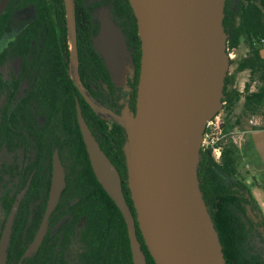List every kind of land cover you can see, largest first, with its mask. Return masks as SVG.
Instances as JSON below:
<instances>
[{
	"label": "water",
	"instance_id": "water-1",
	"mask_svg": "<svg viewBox=\"0 0 264 264\" xmlns=\"http://www.w3.org/2000/svg\"><path fill=\"white\" fill-rule=\"evenodd\" d=\"M63 1L70 59H76L75 0ZM5 2L1 1L0 11ZM128 2L136 18L141 58L136 109L124 112L121 123L127 135L123 150L136 220L125 199L120 173L91 133L77 101V121L92 170L124 218L133 264H146L135 221L155 264H226L197 175L200 143L207 122L221 109L229 66L225 0ZM98 20L94 46L114 83L121 85L128 53L123 33L107 8L98 10ZM75 74L78 78L77 70ZM65 184L64 167L55 149L46 209L22 257L41 242ZM22 193L2 231L0 264H6Z\"/></svg>",
	"mask_w": 264,
	"mask_h": 264
},
{
	"label": "flooded vegetation",
	"instance_id": "flooded-vegetation-1",
	"mask_svg": "<svg viewBox=\"0 0 264 264\" xmlns=\"http://www.w3.org/2000/svg\"><path fill=\"white\" fill-rule=\"evenodd\" d=\"M114 1L75 0L76 70L79 85L70 74V38H68L63 0L64 14L59 11L58 0H6L0 11V239L12 205L17 200L18 194L23 191L11 227L6 264H96V230L90 226L87 212L79 210L73 212L72 207H80L82 210L87 208L83 204H75L77 197L70 196L69 189L65 192L66 184L49 216L46 231L38 247L29 255L22 256L33 242L43 218L51 184V175L48 180L47 166L50 162L52 171V155L55 149L58 151V148H54L50 158L41 154L39 146L42 144L39 145L34 134L35 130L41 129L44 130V137L49 129L47 113L49 108L47 105L44 106L45 102L48 104V97L47 91L42 87L46 80L62 79L63 65L66 61L67 76L77 85L80 95L85 100V96L89 98L88 93L99 99L98 102L102 106L86 101L93 105L95 112L100 110L104 117L96 113L109 126L119 125L122 128L124 112H135L139 71L136 72L133 48L125 30V22L113 10ZM102 7L109 10L112 20L120 27L126 43L128 52L124 57L126 71L121 85L114 83L103 57L94 46V37L99 28L98 10ZM80 9L89 16L87 21L91 27L90 48L93 53L91 61L96 67L94 71H90V74L85 75L82 69L86 61L83 51L79 49L77 37ZM62 22L67 31V59L64 54ZM98 74L113 82L115 93L106 90V84L100 85L101 90L95 87L94 81ZM84 80L88 81L89 91L84 86ZM98 81H102V78L96 79V82ZM109 96L113 98L115 96V101L112 98L109 101ZM74 97L77 102L76 93ZM53 125L52 121L51 126ZM46 140L43 139L42 143ZM62 158L67 161L63 155ZM40 164H43L39 173L40 178L33 185V178ZM64 172L66 183L68 170L64 168ZM125 183L128 187L127 178ZM128 199L131 200L135 212L130 190ZM260 211L263 216L261 208ZM133 216L136 220V213ZM260 219L264 224V218L260 217ZM135 226L137 230V221ZM139 242L142 248L144 240ZM113 246L115 252L113 261L110 259L109 264L127 263L120 253L118 242ZM69 258L72 259V263Z\"/></svg>",
	"mask_w": 264,
	"mask_h": 264
},
{
	"label": "trees",
	"instance_id": "trees-1",
	"mask_svg": "<svg viewBox=\"0 0 264 264\" xmlns=\"http://www.w3.org/2000/svg\"><path fill=\"white\" fill-rule=\"evenodd\" d=\"M58 1L59 11L61 10L64 14L62 0ZM113 10L125 22V30L133 48L136 72H138L141 47L133 10L128 0H115ZM78 16H80L77 34L78 46L83 51L82 54L86 61L82 69L85 75L90 74V71H94L96 67L91 61L93 53L92 48H90L91 27L87 21L89 16L85 15L82 9L79 10ZM62 24L64 54L67 59V31L64 22ZM223 26L227 33L226 47L228 50L238 48L242 42L247 48L246 54L237 63L236 71H249V80L244 84L242 93L232 87L234 75L227 72L223 87V109L227 111L226 113H231L243 97L241 114L248 112L255 115L264 102V58L260 54L261 49L264 48V0H225ZM99 77L102 78V81L96 82ZM107 77L109 76L107 75ZM60 79L52 81L48 78L42 86L44 91H47L48 97V104L45 102L44 106L47 105L49 108L47 111L49 129L44 137V130L37 129L34 131L39 145L42 144L39 146V152L50 158L54 148H58L62 164L68 170L65 192L69 189L70 196L77 197L75 204H83L87 208L82 210L80 207H72V210L73 212L78 210L87 212L90 226L96 230V264H109V260H112L115 252L113 246L115 242H118L120 253L124 260H127L125 264H132L124 218L92 170L77 122L75 93L78 96L82 115L92 134L120 173L123 181V193L133 215H135L132 202L128 199L129 188L125 183L127 178L123 150L127 138L125 128L124 126L121 128L119 125L109 126L94 111L93 105L87 103L80 95L81 92L77 85L71 82L67 76L66 61L63 65V77ZM96 79L94 84L98 90L102 88L100 85L106 84L107 88L105 89L115 93L114 84L111 80L103 78L99 74ZM253 82L257 83L255 90L250 89ZM83 83L89 91L88 81L84 80ZM88 96L94 105H101L96 96L91 93H88ZM111 98L115 101L116 97L109 96L108 100L110 101ZM132 98L134 106L135 93ZM239 118L241 117L237 116L235 119L237 124H239L237 121ZM52 121L53 126H51ZM222 127L225 132H229L233 131L236 124L230 123L226 118ZM43 139H47L45 143H42ZM222 142V156L218 162L211 157L208 150H200L197 175L204 201L219 235L225 263L264 264V224L260 219V217L264 218V215L261 214L260 206L252 195L250 186L245 183V176L248 173L245 171L244 174L241 173L240 167L243 162L239 155L237 143L233 141L230 135L226 136ZM62 155L66 157L67 161H64ZM41 165L43 164H40L33 178V185L40 178ZM47 172L49 180L51 175L50 162L47 166ZM136 231L139 240L143 242L138 227ZM141 249L145 254L146 264H155L144 242Z\"/></svg>",
	"mask_w": 264,
	"mask_h": 264
},
{
	"label": "rangeland",
	"instance_id": "rangeland-1",
	"mask_svg": "<svg viewBox=\"0 0 264 264\" xmlns=\"http://www.w3.org/2000/svg\"><path fill=\"white\" fill-rule=\"evenodd\" d=\"M68 38H69V34H68ZM246 51H247V48L243 42L240 43L238 48L229 49L227 51V52H231V56L228 55L229 66H228L227 72H229V74L234 75L232 87L241 93L244 90V84L249 80V71L248 70L236 71V66H237L238 61L246 54ZM256 85H257V83L253 82L251 84L250 89L255 90ZM242 104H243V97H241L240 101L235 105V107L232 109L231 113L228 114V113H226L227 111L225 109H223V103H222L221 109L219 110L218 113H219V117L221 118L223 123L226 120V118L229 120L230 123H233V124L235 123L236 127L233 128V131H235V132L237 131L238 133H240V131H242V129L249 128L251 126H257V127L258 126H264V102L261 104V107H259V109H258L259 110L258 113L255 115L248 113V112H247V114H241ZM96 112L99 115H102L104 117V115L100 112V110H96ZM237 116L241 117L237 120V121H239V124H237L235 122V119L237 118ZM257 117H259L260 120L257 121L256 120ZM250 119L253 121L252 123L249 122ZM243 153L246 155V158H247L248 157L247 151L245 150ZM250 164H253V163H250ZM69 166H68V168H70ZM240 168H241V173L244 174L243 167L241 166ZM251 169H252L251 172L254 173L257 178L259 177L260 179H264V177H263L264 171H257L254 169L253 166ZM250 188H252V186H250ZM262 199H264V196ZM257 203H258V201H257ZM259 206H260L262 213L264 215V206L261 207L260 204H259ZM69 260L72 263V259L69 258Z\"/></svg>",
	"mask_w": 264,
	"mask_h": 264
},
{
	"label": "crops",
	"instance_id": "crops-1",
	"mask_svg": "<svg viewBox=\"0 0 264 264\" xmlns=\"http://www.w3.org/2000/svg\"><path fill=\"white\" fill-rule=\"evenodd\" d=\"M264 58V48L260 51ZM257 117V121L260 118ZM250 123L253 121L250 119ZM238 151L242 159L243 169L248 175L245 176V183L252 186L251 192L261 207L264 206V179L257 178L251 172L252 166L257 171H264V126H251L244 128L239 133ZM247 151L248 157L243 153ZM253 163V164H250ZM264 177V175H263ZM262 197V198H261Z\"/></svg>",
	"mask_w": 264,
	"mask_h": 264
},
{
	"label": "built area",
	"instance_id": "built-area-1",
	"mask_svg": "<svg viewBox=\"0 0 264 264\" xmlns=\"http://www.w3.org/2000/svg\"><path fill=\"white\" fill-rule=\"evenodd\" d=\"M228 51V48H227ZM231 56V52H228ZM223 121L219 117V113L213 116L206 124L203 137L200 143V150L210 152L211 157L215 161H220L223 149V140L230 135L235 143L239 142V133L236 131L225 132L222 127Z\"/></svg>",
	"mask_w": 264,
	"mask_h": 264
},
{
	"label": "bare ground",
	"instance_id": "bare-ground-1",
	"mask_svg": "<svg viewBox=\"0 0 264 264\" xmlns=\"http://www.w3.org/2000/svg\"><path fill=\"white\" fill-rule=\"evenodd\" d=\"M76 67H77V60L76 59H71V71H70V74L76 81H78V78H77V76L75 74Z\"/></svg>",
	"mask_w": 264,
	"mask_h": 264
}]
</instances>
